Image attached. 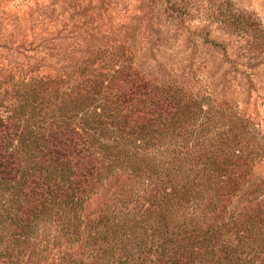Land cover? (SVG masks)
Segmentation results:
<instances>
[{
	"label": "trees",
	"instance_id": "obj_1",
	"mask_svg": "<svg viewBox=\"0 0 264 264\" xmlns=\"http://www.w3.org/2000/svg\"><path fill=\"white\" fill-rule=\"evenodd\" d=\"M54 1L48 52L11 33L0 61V264H264V124L193 92L191 73L146 70L138 15ZM169 1L178 23L193 17ZM216 1L196 11L264 57L256 16Z\"/></svg>",
	"mask_w": 264,
	"mask_h": 264
},
{
	"label": "rangeland",
	"instance_id": "obj_2",
	"mask_svg": "<svg viewBox=\"0 0 264 264\" xmlns=\"http://www.w3.org/2000/svg\"><path fill=\"white\" fill-rule=\"evenodd\" d=\"M110 1L111 7L107 13L113 23L126 21L133 15L140 17L138 21L140 20L142 37L139 40H144L140 47L148 49L142 58L146 70L157 76L164 71L163 68L173 72L181 69L187 76L191 73L192 76L185 80L191 81L193 92L205 90L211 99H226L242 114L244 112L253 115L254 122L259 127L261 123L264 124V57L251 58L250 54L243 51V38L226 34V30L218 22L209 21L199 14L198 8L205 6L206 0H184L192 5L193 11V17L184 23H178L165 12L170 4L169 0H165L162 5L155 0V5L147 6L142 0ZM213 1L216 4L218 2ZM233 1L240 10L253 13L264 29V0ZM59 14L60 10L54 0H0V61L6 53L5 48L14 40V36L5 39L11 33H25L22 36L29 45L25 53L30 56L37 55L36 59L39 61L44 56V47H47L46 53L50 47L42 41L43 38L51 41L54 29H60L56 24L49 26L50 24L42 25L40 22L45 17ZM61 17L64 19L67 15L62 14ZM100 22L105 23L106 20L101 19ZM45 27L46 30L42 32ZM18 57V54H14L10 59L16 63ZM204 65H208V68ZM255 66L258 77L254 76V81L249 82L245 80L248 75L244 74L243 79V71L250 72ZM250 87H255L254 91ZM33 257V260L22 258L21 264L58 263V259L54 257Z\"/></svg>",
	"mask_w": 264,
	"mask_h": 264
}]
</instances>
